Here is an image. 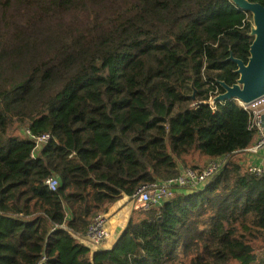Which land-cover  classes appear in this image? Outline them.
I'll return each mask as SVG.
<instances>
[{
  "label": "trees",
  "instance_id": "obj_1",
  "mask_svg": "<svg viewBox=\"0 0 264 264\" xmlns=\"http://www.w3.org/2000/svg\"><path fill=\"white\" fill-rule=\"evenodd\" d=\"M252 27L231 0H0V264H264V176L234 159L256 131L236 100L210 104ZM194 155L226 164L89 246L95 217L201 172Z\"/></svg>",
  "mask_w": 264,
  "mask_h": 264
},
{
  "label": "built area",
  "instance_id": "obj_2",
  "mask_svg": "<svg viewBox=\"0 0 264 264\" xmlns=\"http://www.w3.org/2000/svg\"><path fill=\"white\" fill-rule=\"evenodd\" d=\"M239 107L246 110L250 115L251 129L256 131L258 141L251 147L246 149L249 153L256 154L264 151V97L253 102L250 105H245L243 102L236 100ZM25 136L35 143V151H39L49 141V135L34 136L30 131H25ZM34 156V155H33ZM226 164V159L221 158L212 160L201 171L197 172L191 169L181 171V174L175 178L165 181H159L139 189L131 198L135 204H140L147 208L150 205H159L164 201L171 199L177 190L180 189H197L203 187L206 183L217 174ZM250 174L261 177L264 176V167L250 165L248 167ZM46 186L55 191L59 186V180L51 177L46 181ZM110 238V233L107 229V216L99 215L90 223L87 243L94 250L106 248V244Z\"/></svg>",
  "mask_w": 264,
  "mask_h": 264
},
{
  "label": "water",
  "instance_id": "obj_3",
  "mask_svg": "<svg viewBox=\"0 0 264 264\" xmlns=\"http://www.w3.org/2000/svg\"><path fill=\"white\" fill-rule=\"evenodd\" d=\"M236 8L252 16L253 27L250 36L254 39L250 48L248 63L230 56L229 60L236 65L238 80L235 85L228 86L219 82L223 94L215 97L210 103L238 100L245 105L264 97V7L249 0H231Z\"/></svg>",
  "mask_w": 264,
  "mask_h": 264
},
{
  "label": "crops",
  "instance_id": "obj_4",
  "mask_svg": "<svg viewBox=\"0 0 264 264\" xmlns=\"http://www.w3.org/2000/svg\"><path fill=\"white\" fill-rule=\"evenodd\" d=\"M257 141H258V136L256 138L255 143ZM234 159L241 162V164L244 165L246 168H248L250 165H257L264 167V151L256 154H252L249 153L247 150H245L243 152L236 154ZM135 209H138V207L132 199L123 198L117 203H115L110 208L108 213H106L107 229L110 233V238L105 246L106 248H110L113 245V243L117 240L119 234L126 227L132 211Z\"/></svg>",
  "mask_w": 264,
  "mask_h": 264
},
{
  "label": "rangeland",
  "instance_id": "obj_5",
  "mask_svg": "<svg viewBox=\"0 0 264 264\" xmlns=\"http://www.w3.org/2000/svg\"><path fill=\"white\" fill-rule=\"evenodd\" d=\"M188 163L190 164L189 165V167L188 168H191L192 167V165H195V164H197V165H199L197 168H204L206 165H208L209 163H210V161H203L201 158H200V156L199 155H194L193 157H188ZM183 170H187L186 168H184V169H182L181 171H183ZM137 205V207L138 208H140V207H142L140 204H136ZM110 210V209H109ZM108 210V211H109ZM106 213H108V212H106ZM106 213H103V214H101V215H104V214H106Z\"/></svg>",
  "mask_w": 264,
  "mask_h": 264
}]
</instances>
